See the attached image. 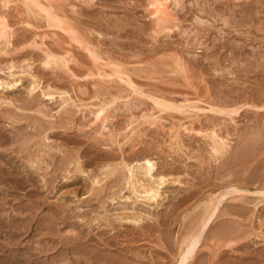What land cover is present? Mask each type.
Returning a JSON list of instances; mask_svg holds the SVG:
<instances>
[{
  "label": "rangeland",
  "instance_id": "1",
  "mask_svg": "<svg viewBox=\"0 0 264 264\" xmlns=\"http://www.w3.org/2000/svg\"><path fill=\"white\" fill-rule=\"evenodd\" d=\"M1 1L0 16L6 17L16 36L11 37V45L0 41V80L19 81L0 84V264H17L16 258L28 261L27 256H32L29 264H176L179 243L189 226L204 215L211 199L219 206L217 218L199 230V238L204 239L193 252L195 261L186 264H235L237 260L263 264L264 195L235 194L234 190H264V0H168L173 17H163L167 28L163 21L162 27L156 24L148 0H57L54 6L65 19H48L38 9L28 8L25 0ZM64 27L79 36L86 48L99 52L100 63L120 64L135 86H126V76L123 82L116 76H98L91 49L71 40ZM48 47L55 53L69 50L75 55L70 67L76 76L65 68L44 65L43 50ZM32 73L40 81L34 93L29 92L36 79H31ZM49 91L55 96L47 95ZM190 99L197 109L186 108ZM157 100L178 107L157 109ZM102 103L111 107L107 106L105 122L97 121L94 113ZM236 106H242L237 113L215 111ZM192 128L197 133L215 129L225 140L228 136L230 153L214 161L210 139L203 137L206 132L198 135ZM170 129L177 131L173 134ZM143 153L155 159L154 179L140 169L135 174L140 183L150 181L154 186L153 180L163 175L166 183L159 188L160 201L146 199L139 186L138 193L127 187L125 177L130 174L125 165L134 166L145 157ZM130 219H137L136 224Z\"/></svg>",
  "mask_w": 264,
  "mask_h": 264
},
{
  "label": "bare ground",
  "instance_id": "2",
  "mask_svg": "<svg viewBox=\"0 0 264 264\" xmlns=\"http://www.w3.org/2000/svg\"><path fill=\"white\" fill-rule=\"evenodd\" d=\"M2 1H4V0H2ZM2 1H1V4H2ZM6 1V0H5ZM57 0H25L24 1V3L27 5V7L29 8V7H33V8H36V9H38L41 13H44L45 14V16L44 17H46V18H48V19H54V18H56V17H60V18H62V19H65L66 18V15H64V14H62L59 10H58V8L57 7H55L54 6V4H55V2H56ZM7 2V1H6ZM9 2V1H8ZM148 2H149V6L150 7H152V10L150 11L151 12V14L150 15H152V16H154L153 18H155L156 20L155 21H157L156 22V24L158 23V25H160L161 24V22L162 23H164L165 21H167V20H165V19H167V18H165V17H169V18H171V16H172V14H170L171 12H169V5H168V0H148ZM3 4H5V2H3ZM7 4V3H6ZM177 4H179V3H177ZM5 6V5H4ZM6 7V6H5ZM7 9V8H6ZM9 9V8H8ZM40 13V14H41ZM175 13V12H174ZM165 19H164V18ZM173 17V16H172ZM172 19V18H171ZM176 23V22H175ZM165 24V27H166V25H168V24H166V22L164 23ZM174 24V23H173ZM177 24V23H176ZM175 25V24H174ZM161 27L163 26V25H160ZM167 27H169V26H167ZM166 27V28H167ZM159 29H160V27H158ZM13 28L11 27V25L8 23V21H7V19H6V17H4V16H0V41L1 40H3V41H5V43L7 44V45H11V44H13L12 42H11V37H13L14 35H15V30H12ZM68 34H69V38L71 39V40H73V41H75V42H77L78 44H82L83 45V43H84V45L86 44L82 39H80V37L79 36H77L75 33H69L68 32V28H66V27H64L63 28ZM158 29V30H159ZM162 29V28H161ZM164 29V28H163ZM171 29V28H170ZM165 30V29H164ZM17 31V30H16ZM169 31V30H168ZM158 32V31H157ZM160 32H162V31H160ZM157 35V34H156ZM16 36V35H15ZM15 38V37H14ZM14 40V39H13ZM14 42H15V40H14ZM1 43V42H0ZM16 43H17V41H16ZM35 43V45H37V42L35 41L34 42ZM44 44V43H43ZM1 45H4L3 43L1 44ZM17 45V44H16ZM83 45V48L86 50V49H91L90 47L89 48H86V45L84 46ZM15 46V45H14ZM42 46V45H41ZM12 48V47H11ZM50 47H48V48H46L45 50H43V51H45L44 53H45V62H44V65L45 66H55V67H60V68H65V69H67L69 72H73L72 74L74 75L75 74V76H76V71L74 72L72 69H71V67H70V63L71 62H73V61H75L76 62V60H75V55H73L72 54V52L71 51H69V50H65L64 52H61V53H55L53 50H50L49 49ZM7 48H5L4 50L5 51H8V50H6ZM3 50V51H4ZM10 51V50H9ZM12 51H13V49H12ZM61 51V50H60ZM91 51H92V58H93V60H94V66L96 67V70H97V72L96 73H98L97 75L98 76H100L101 78L103 77L104 78V76H106V78L107 77H113L114 78V76H116L119 80H123L124 81V76H126V80H125V82H127V84L128 85H126V86H129L130 85V87H134L135 86V83L131 80V78H130V76L128 75V73H127V71H124V69L122 68V67H120L121 65L120 64H118V63H115V62H112V61H110V62H103V63H100L101 62V57H100V55H98V53L99 52H97V51H95L94 50V48L93 49H91ZM264 54V53H263ZM243 55V54H242ZM245 56V55H244ZM261 56V55H260ZM177 57V56H176ZM176 57H175V59H176ZM258 58V57H257ZM256 58V59H257ZM254 59V58H253ZM245 61V60H244ZM175 62V61H174ZM259 62V61H258ZM185 63V62H184ZM29 64V63H28ZM28 64L26 65L27 67H29L28 66ZM179 64H180V62H179ZM255 64H257V63H255ZM218 65V64H217ZM106 66H109L110 68H109V71H107L106 69H104V67H106ZM13 67V66H12ZM241 67V66H240ZM239 67V68H240ZM246 67V66H245ZM256 67V66H255ZM15 68V67H14ZM29 68H31V67H29ZM24 69V68H23ZM22 69V70H23ZM187 69H189V68H187ZM187 69H186V71H187ZM257 69V68H256ZM2 70V69H1ZM13 70V69H12ZM18 70V69H17ZM20 70V69H19ZM190 70V69H189ZM237 70V69H236ZM241 70V69H240ZM6 72V71H5ZM8 72H10V67H9V69H8ZM15 72V71H14ZM66 72V71H65ZM188 72V71H187ZM13 73V72H12ZM22 73H24V72H22ZM25 73H26V71H25ZM68 73V72H67ZM96 73H95V76H96ZM7 74V72L5 73V75ZM9 74V73H8ZM16 74V73H15ZM14 74V75H15ZM17 74H18V72H17ZM20 74H21V72H20ZM29 74H31V73H29ZM89 74H91L90 75V77L92 76L93 77V75H94V73H89ZM93 74V75H92ZM4 75V76H5ZM14 75H12V76H14ZM19 75V74H18ZM87 75V74H86ZM222 75V74H221ZM22 76H25L24 74L22 75ZM89 76V75H88ZM94 76V77H95ZM188 76H189V74H188ZM200 76V75H199ZM16 77V76H15ZM14 77V78H15ZM18 77V76H17ZM30 77V76H29ZM32 77L33 78H31V79H34V78H36V76H34L33 75V73H32ZM77 77H78V75H77ZM116 77H115V80H117L116 79ZM201 77V76H200ZM0 78H2V77H0ZM4 78V77H3ZM39 78V77H38ZM76 78V77H75ZM100 78V79H101ZM190 78V77H189ZM18 79V78H17ZM20 79H22V78H20ZM80 79V78H79ZM92 79V78H91ZM96 79V78H95ZM99 79V78H98ZM98 79H96V80H98ZM99 79V80H100ZM185 79H186V77H185ZM200 79V78H199ZM5 80V79H4ZM3 79L2 80H0V84H5V86L7 85V86H10L11 84L12 85H14L15 83H17V81H19V80H14V81H11V82H6V81H4ZM12 80V79H11ZM188 80V79H187ZM190 80V79H189ZM237 80V79H236ZM89 81V80H88ZM105 83H107L108 82V80H107V82H106V80H103ZM109 81H110V79H109ZM122 81V82H123ZM192 81V80H191ZM195 81V80H194ZM202 81V80H201ZM234 81V80H233ZM21 82V81H20ZM40 82V81H39ZM39 82H38V79L36 78L35 80H33L32 82H31V84H30V91L29 92H35L34 90H36V88H40V86H39ZM113 83V81H110V83ZM115 83V82H114ZM18 84V83H17ZM93 85V84H92ZM96 85V84H95ZM103 85V87H104V84H102ZM115 85V84H114ZM199 86V85H198ZM226 86V85H225ZM129 87V88H130ZM1 88V87H0ZM108 88V87H107ZM123 88V87H122ZM121 88V86H120V89H122ZM125 88V87H124ZM123 88V89H124ZM205 88V87H204ZM53 89V88H52ZM128 89V88H127ZM51 90V89H50ZM61 90V89H60ZM96 90H98V89H96ZM137 90V89H136ZM2 91V90H1ZM4 91H5V89H4ZM43 91V90H42ZM47 91V90H46ZM133 91V90H132ZM44 92V91H43ZM100 92V91H99ZM102 92V91H101ZM121 92H123L124 93V91H121ZM134 92V91H133ZM140 92V91H139ZM196 92V91H195ZM205 92H207V91H205ZM31 93H29V94H31ZM66 93V92H65ZM68 93V92H67ZM97 93H98V91H97ZM136 93V91L134 92V94ZM143 93H145V92H143ZM192 93V92H191ZM204 93V92H203ZM202 93V94H203ZM218 93V92H217ZM2 94V93H1ZM42 94H44V93H42ZM47 95H49V96H52L53 95V92H51V91H49L48 93H46ZM63 94V93H62ZM99 94V93H98ZM100 94H102V93H100ZM198 93H196V95H197ZM46 95V96H47ZM57 95V94H56ZM60 95V94H59ZM70 95V94H69ZM141 95V94H140ZM201 95V94H200ZM53 96H55V95H53ZM62 96H65V95H62ZM61 96V97H62ZM129 96H131V95H129ZM220 96V95H219ZM221 96H223V95H221ZM220 96V97H221ZM60 97V96H59ZM60 97V98H61ZM67 97V96H66ZM71 97V96H70ZM197 97V96H196ZM202 97V96H201ZM218 97V96H217ZM257 97V96H256ZM7 98H8V96H7ZM63 98V97H62ZM158 98V97H157ZM187 98V97H186ZM222 98V97H221ZM51 99V98H50ZM52 99H53V97H52ZM73 99V98H72ZM99 99V98H98ZM237 99H238V97H237ZM1 100H3V99H1ZM1 100H0V102H1ZM68 100H69V98L66 100L67 102H68ZM113 101H112V103H115L114 102V99H112ZM163 100V99H162ZM184 100H185V98H184ZM191 100V99H190ZM196 100H197V98H196ZM203 100V99H202ZM212 100V99H211ZM233 100H234V98H233ZM66 101H64V103L66 102ZM74 101V100H73ZM149 101H151L150 100V98H149ZM153 101V100H152ZM192 101V100H191ZM200 101V100H199ZM199 101H197V102H199ZM10 102V101H9ZM63 102V101H62ZM100 102H101V100H100ZM128 102V101H127ZM126 102V103H127ZM153 102H155V101H153ZM187 102H189V103H191V104H187V107L186 108H192V109H197V106L194 104V102H195V100H194V102L192 103V102H190V101H187ZM201 102V101H200ZM199 102V103H200ZM224 102V101H223ZM8 103V102H7ZM13 103V102H12ZM69 103V102H68ZM67 103V104H68ZM106 103H108V102H106ZM100 104V106H99V108H98V110L96 111V112H94L95 113V118L97 119V121L99 120L100 122H103L104 120L105 121H107L108 120V116H106V114H107V106H109L108 104ZM174 103V102H173ZM202 103H204V102H202ZM225 104H226V102H224ZM3 104H5V102H3ZM2 104V105H3ZM77 104V103H76ZM111 104V103H110ZM125 104V103H124ZM177 104V103H176ZM176 104L175 105H172V103L170 104L169 102L167 103V102H164V101H159V100H157L156 101V105H157V109H159V107L160 108H164V109H169V108H171V110H173L172 108H174V109H177V107H175L176 106ZM180 104V103H179ZM181 104H184V103H181ZM197 104V103H196ZM69 106H70V104H68ZM98 105H99V103H98ZM98 105H97V107H98ZM112 105H114V104H112ZM111 105V106H112ZM242 105V104H241ZM244 105V104H243ZM245 105H248V106H250V107H257L258 108V105H255L254 103H252V105L251 104H248V103H246ZM244 105V106H245ZM264 105V104H263ZM65 106H67V105H65ZM64 106V107H65ZM68 106V107H69ZM91 106V105H90ZM126 106V105H125ZM185 106V105H184ZM72 107V106H71ZM78 107H79V105H78ZM95 107V106H94ZM113 107V106H112ZM137 107V106H136ZM212 107V106H211ZM214 107H216V106H213V109H214ZM242 106H236L235 108H231V109H226V110H224L225 108H220V109H216V108H219V107H216L215 108V111H218V112H228V114H231V113H237L238 111H239V109L241 108ZM261 107V106H260ZM263 107V106H262ZM96 108V107H95ZM109 108H111L110 106H109ZM184 108V107H183ZM182 107H181V109H183ZM210 108V107H209ZM153 108L151 107V110H152ZM156 109V110H157ZM185 109V108H184ZM200 109V108H199ZM203 109V108H202ZM205 109V108H204ZM212 108H211V111L213 110ZM242 109V108H241ZM115 110V109H114ZM129 110V109H128ZM161 110V109H160ZM210 110V109H209ZM165 111V110H164ZM177 110H175V112H176ZM208 111V110H207ZM161 112H163V111H161ZM170 112V111H169ZM178 112V111H177ZM182 112V111H181ZM186 112H187V110H186ZM185 112V113H186ZM202 112H203V110H202ZM210 112V111H209ZM213 112H214V110H213ZM92 113H93V111H92ZM94 113H93V115H94ZM153 113V112H152ZM165 113V112H164ZM167 113H168V111H167ZM183 113V112H182ZM185 113H183V114H185ZM194 114H197V113H195V111L193 112ZM198 113H201V112H199V110H198ZM3 114V113H2ZM158 114V113H157ZM186 114H188V113H186ZM185 114V115H186ZM191 114V113H190ZM217 114V113H216ZM223 114V113H222ZM228 114H225V115H227L228 116ZM91 115V114H90ZM108 115V114H107ZM109 115H111V114H109ZM153 115V114H152ZM154 115H156V114H154ZM184 115V116H185ZM189 115V114H188ZM213 115V114H212ZM219 115H220V113H219ZM235 115V114H234ZM264 115V114H263ZM147 116V115H146ZM226 116V117H227ZM111 117V116H110ZM186 117V116H185ZM189 117V116H188ZM187 117V118H188ZM191 117V116H190ZM230 117V116H229ZM107 118V119H106ZM146 118V117H145ZM147 118H150V115H149V117H147ZM154 118V117H153ZM158 118V117H157ZM186 118V119H187ZM193 118V117H192ZM195 119H196V117H194ZM5 119V118H4ZM136 119V118H135ZM134 119V120H135ZM143 119H144V117H143ZM151 119H152V117H151ZM159 119H160V117H159ZM132 120H133V117H132ZM183 120V119H182ZM232 120V119H231ZM238 120V119H237ZM104 121V122H105ZM153 121V120H152ZM177 121V120H176ZM179 121V120H178ZM177 121V122H178ZM197 121V120H196ZM206 121V120H205ZM224 121V120H223ZM234 121V120H233ZM151 122V121H150ZM192 123V122H191ZM236 123V122H235ZM104 124V123H103ZM155 124V123H154ZM175 124H176V122H175ZM186 124V123H185ZM189 124V123H188ZM237 124V123H236ZM261 124V123H260ZM102 125V124H101ZM134 125V124H133ZM201 125V124H200ZM104 125H102V127H103ZM112 126V125H111ZM138 126H139V124H138ZM181 126V125H180ZM182 126H183V124H182ZM219 126H221V125H219ZM218 126V127H219ZM137 127V126H136ZM140 127V126H139ZM201 128H202V126H200ZM264 127V126H263ZM107 129L106 127H103V129ZM163 128V127H162ZM187 128V127H186ZM204 128V127H203ZM211 128V127H210ZM214 128V127H213ZM251 128V127H250ZM249 128V129H250ZM182 129H185V128H183L182 127ZM206 129V128H205ZM217 129V128H216ZM45 130V129H44ZM43 130V131H44ZM127 130H128V127H127ZM126 130V131H127ZM163 130V129H162ZM171 130V129H170ZM189 130H191L190 129V126H189ZM192 130H195L196 131V133H197V130L196 129H193L192 128ZM204 130V129H203ZM243 130H244V128H243ZM245 130H246V128H245ZM104 131V130H103ZM117 131V130H116ZM165 130H163L162 132H164ZM177 131V130H176ZM175 131V132H176ZM187 131V130H186ZM205 131V130H204ZM204 131H201V130H199L198 131V133H200V132H202V133H204ZM171 132L173 133V131L171 130ZM174 132V133H175ZM192 132V131H191ZM206 132V131H205ZM220 132H222V131H220ZM251 132L253 133V131L251 130ZM103 133V132H102ZM111 134L113 133V132H110ZM171 133V134H172ZM173 133V134H174ZM197 133V134H198ZM207 133V132H206ZM204 134V138H206V137H208L209 139H210V147H211V151H212V159L214 160V161H218L219 159L221 160V158L224 156V155H227L226 153H230V152H227L228 150H226V146L228 145L227 144V138H228V136H227V138H226V140H225V138L224 137H222L219 133H218V131L217 130H215V129H210V131L207 133V134ZM226 132H224V135H226L225 134ZM232 133V132H231ZM251 133V134H252ZM264 133V132H263ZM141 134V133H140ZM143 134V133H142ZM169 134H170V132H169ZM179 134V133H178ZM188 134V133H187ZM186 134V135H187ZM189 134H190V132H189ZM249 134V133H248ZM120 135V133L119 134H117L116 136H119ZM179 135H182V134H179ZM198 135H200V134H198ZM228 135V134H227ZM240 135V134H239ZM241 135H242V133H241ZM263 134H261V136H262ZM39 136V135H38ZM38 136H37V138H38ZM111 136V135H110ZM188 136V135H187ZM230 136V135H229ZM249 136V135H248ZM40 137V136H39ZM114 137V136H113ZM170 137V136H169ZM175 137H176V135H175ZM36 137H34V140H36L35 139ZM173 138V140H174V137H172ZM177 138V137H176ZM179 139H180V136L178 137ZM177 138V139H178ZM204 138H202V139H204ZM207 138V139H208ZM39 139V138H38ZM41 139V138H40ZM126 139V138H125ZM208 139V140H209ZM260 139V138H259ZM3 140V139H2ZM32 140H33V138H32ZM31 140V141H32ZM42 140H43V138H42ZM41 140V141H42ZM117 140V139H116ZM140 140V139H139ZM181 140V139H180ZM113 141V140H112ZM229 141V140H228ZM256 141V140H255ZM176 142V141H175ZM252 142H254V140L252 141ZM36 143H37V141H36ZM39 143V142H38ZM41 143V142H40ZM122 144H123V142H121ZM174 143V142H173ZM248 143H250V142H247V144ZM255 143V142H254ZM261 143V142H260ZM30 144V143H29ZM170 144V143H169ZM176 144V143H175ZM174 144V145H175ZM202 144V143H201ZM256 144V143H255ZM257 144H259V142L257 143ZM37 145V144H36ZM119 145H121V144H119ZM123 145H125V144H123ZM123 145L121 146L122 147V149H123ZM181 145V144H180ZM43 146H44V144H43ZM171 146V145H170ZM182 146V145H181ZM207 146H209V144L207 145ZM231 146V145H230ZM233 146V145H232ZM246 146V145H245ZM244 146V147H245ZM259 146V145H258ZM263 145H261L260 147H262ZM34 148H35V146H33ZM38 147H39V145H38ZM41 147V146H40ZM48 146H46V148H47ZM119 147V146H118ZM172 147V146H171ZM174 147V146H173ZM177 147H178V145H177ZM185 147V146H184ZM228 148H229V145H228ZM233 148V147H232ZM232 148H230V149H232ZM246 148V147H245ZM244 148V149H245ZM248 148V147H247ZM48 149V148H47ZM180 149V148H179ZM242 149V148H241ZM34 150V149H33ZM39 150V149H38ZM132 150V149H131ZM243 150V149H242ZM241 150V152H243ZM250 150V149H249ZM36 151V150H35ZM123 151V150H122ZM208 151H210V150H208ZM247 151V150H246ZM38 152V151H37ZM40 152V151H39ZM45 152V151H44ZM43 152V153H44ZM235 152V151H234ZM234 152H232L233 154H234ZM245 153V152H244ZM247 153V152H246ZM38 154V153H37ZM150 154V153H149ZM239 154H240V152H239ZM239 154H238V152H237V154L236 155H238L239 156ZM49 155V153L47 154V156ZM142 155H146L145 153H143ZM142 155H141V157H142ZM150 155H152V154H150ZM198 155V154H197ZM211 155V154H210ZM242 155V154H241ZM252 155V154H251ZM263 155V154H262ZM140 156V155H139ZM230 156H231V154H230ZM230 156H229V160L227 159L228 157H225L228 161H230ZM244 156H246V154L245 155H243V157ZM41 157V156H40ZM50 157V156H49ZM121 157V156H120ZM128 157V156H127ZM126 157V158H127ZM242 157V158H243ZM247 157V156H246ZM122 158V157H121ZM120 158V159H121ZM125 158V157H124ZM130 158V157H129ZM133 158H134V156H133ZM154 158V157H153ZM153 158H151V157H148V156H145V157H143L141 160H138V158H137V160L138 161H136L137 162V164H135L134 166H133V163H132V166H131V164H126L125 165V168L127 167L128 168V171H129V176H127V177H125V178H128V180H127V187H128V184H129V186H131V187H133V190L136 192V193H138V189H137V187L139 186V187H141L142 188V194H146L145 195V197H147L146 199H148L149 201L150 200H155L159 195H160V192H159V188H160V186H162V184L164 185V183H166L165 182V179H164V177H163V175L160 177L159 176V178H158V180L156 181V180H153L154 178H153V171H155L154 169H155V159L153 160ZM233 158V157H232ZM238 158H240V157H238ZM119 159V160H120ZM123 159V158H122ZM121 159V160H122ZM135 159V158H134ZM223 160H224V158H222ZM234 159H237V158H235L234 157ZM37 160V159H36ZM44 160V159H43ZM133 160V159H132ZM136 160V159H135ZM241 160V159H240ZM240 160H237V161H240ZM40 161V160H39ZM123 162L122 163H124V160H122ZM129 161V160H128ZM131 161V160H130ZM222 161V160H221ZM227 161V162H228ZM42 162V161H41ZM40 162V163H41ZM46 162H47V160H46ZM49 162V161H48ZM213 162V161H212ZM234 162H236V161H234ZM31 163H32V161H31ZM33 163H35V161L33 162ZM32 163V164H33ZM37 163V162H36ZM129 163V162H128ZM222 162H220V165H225V164H221ZM233 163V162H232ZM231 163V164H232ZM42 164V163H41ZM50 164V163H49ZM78 164V163H77ZM79 164H80V162H79ZM119 164V163H118ZM125 164V163H124ZM217 164V163H216ZM109 165V164H108ZM112 165V163L109 165V166H111ZM116 165V164H115ZM123 165V164H122ZM233 165V164H232ZM80 166V165H79ZM106 166V168L107 167H109V166H107V165H105ZM218 166H219V163H218ZM228 166V165H227ZM231 166V165H230ZM35 167V166H34ZM47 167V166H46ZM49 167V166H48ZM63 167V166H62ZM117 167V166H116ZM122 168H123V166H121ZM120 167V168H121ZM220 167V166H219ZM222 167V166H221ZM226 167V166H225ZM225 167H223V168H225ZM39 168V167H38ZM110 168V167H109ZM109 168H107V170L109 171L110 169ZM111 168H113V166H111ZM157 168V167H156ZM223 168H220L221 170L223 169ZM239 168V167H238ZM142 170V173L144 174V176L146 175V177L147 176H149V179L150 178H153V179H151V180H153V183L154 184H156L157 186H154V185H152V182H150L149 181V184L147 185H145V184H142V183H140V181L137 179V176H136V170ZM171 169V168H170ZM227 169V168H226ZM244 169V168H243ZM259 169H261V167L259 168ZM115 170H117V169H115ZM121 170H123V169H121ZM218 170V169H217ZM221 170H219V171H221ZM238 170V169H237ZM236 170V171H237ZM262 170V169H261ZM113 171H114V168H113ZM120 171V170H119ZM119 171H118V173H119ZM101 172V171H100ZM126 172V171H125ZM156 172V171H155ZM154 172V173H155ZM163 172H164V170H163ZM230 172V171H229ZM235 172V171H234ZM238 172H240V171H237V173ZM103 173V172H102ZM120 173H122V172H120ZM160 173H161V170H160ZM165 173V172H164ZM217 173V172H216ZM215 173V174H216ZM220 173V172H219ZM256 173V172H255ZM124 174V173H123ZM156 174V173H155ZM158 174V173H157ZM166 174H168V173H166ZM225 174H227V173H225ZM259 174H261V173H259ZM262 174H263V172H262ZM103 175V174H102ZM111 175H115L114 173L113 174H111ZM117 175V174H116ZM127 175V174H126ZM165 175V174H164ZM220 175V174H219ZM234 176H236V173L235 174H233ZM125 176V175H124ZM155 176V175H154ZM261 176V175H260ZM96 177V176H95ZM122 177V176H121ZM121 177H119V178H121ZM168 177V176H167ZM172 177V176H171ZM230 177V176H229ZM254 177H255V175H254ZM256 177H259V176H256ZM97 178V177H96ZM95 178V179H96ZM107 178H110L111 179V177H107ZM155 178H156V176H155ZM174 178V177H173ZM225 178V177H224ZM227 178H228V176H227ZM102 179V178H101ZM226 179V178H225ZM257 179V178H256ZM262 179V178H261ZM103 180V179H102ZM101 180V181H102ZM125 180V179H124ZM175 180V183H176V179H174ZM173 180V181H174ZM215 180H217V179H215ZM258 180V179H257ZM167 181V180H166ZM168 181H170V180H168ZM238 181V180H237ZM95 182H99V180L98 181H95ZM103 182V181H102ZM119 184H120V182L119 181H117ZM124 182V181H123ZM239 182V181H238ZM101 182H99V184H100ZM114 183V182H113ZM121 183H122V181H121ZM146 183V182H145ZM256 183H258V181L256 182ZM255 183V181H254V184H256ZM234 184V183H233ZM239 184V183H238ZM251 184V183H250ZM94 185V184H93ZM97 185V184H96ZM111 185V184H110ZM113 185V184H112ZM118 185V184H117ZM166 185V184H165ZM240 185V184H239ZM106 186V185H105ZM124 186V188H125V184L123 185ZM246 186V185H245ZM255 186H257V185H255ZM255 186H253V187H255ZM95 187V186H94ZM101 188V187H100ZM103 188V187H102ZM122 188V187H121ZM208 188V187H207ZM225 188V187H224ZM224 188H223V190H224ZM227 188V187H226ZM229 188V187H228ZM237 188V187H236ZM235 188V190L234 191H236V193L235 194H237V191L239 192H244V193H246V194H261V195H264V190H258V191H251V190H247V189H236ZM239 188V187H238ZM242 188V187H241ZM127 189V188H126ZM162 189V188H161ZM107 190V189H106ZM165 190V189H164ZM204 190V189H203ZM254 190V189H253ZM100 191V190H99ZM102 191V190H101ZM225 191H226V189H225ZM234 191H233V193H234ZM90 192H91V190H90ZM108 192V191H107ZM140 192V191H139ZM144 192V193H143ZM206 192V191H205ZM117 193V192H116ZM162 193V192H161ZM164 193V192H163ZM211 193V192H210ZM216 193V192H215ZM230 193V192H229ZM228 193V194H229ZM100 194V193H99ZM129 194V193H128ZM135 193H133V195H134ZM212 194V193H211ZM220 194H221V192H220ZM222 194H224L223 192H222ZM226 194V193H225ZM106 195V194H105ZM140 195H141V193H140ZM216 195H218V194H216ZM233 195V194H232ZM136 196H138V195H136ZM135 196V197H136ZM212 196V195H211ZM215 196V195H214ZM224 195H222V197H223ZM106 197V196H105ZM121 197V196H120ZM162 197V196H161ZM196 197V196H195ZM199 197V196H198ZM207 197V196H206ZM124 196L122 197V199L124 200ZM126 198H127V196H126ZM126 198H125V200H126ZM137 198V197H136ZM212 198H214L213 196H212ZM219 198V197H218ZM231 198V197H230ZM234 198V197H233ZM114 199H115V197H114ZM128 199V198H127ZM130 199V198H129ZM139 199V198H138ZM144 199V198H143ZM158 199V198H157ZM200 199V197L197 199L196 198V200L198 201ZM210 199H211V197H210ZM217 199V198H216ZM235 199V198H234ZM136 200V199H135ZM159 200V199H158ZM163 200V199H162ZM194 200V199H193ZM102 201V200H101ZM139 201H141V200H139ZM160 201V200H159ZM163 202V201H162ZM200 202V201H199ZM198 202V203H199ZM263 202V201H262ZM140 203H142V202H140ZM147 203V202H146ZM145 203V204H146ZM151 203V202H150ZM194 203V202H193ZM204 203V202H203ZM217 203V202H216ZM215 202H214V200L213 199H211L210 201H209V204L206 206V211H205V213H204V215L201 217V218H199V219H197L194 223H192L193 225H191V226H189V229H188V231H187V233H186V235L183 237V239L181 240V242L179 243V250H178V261H177V263L176 264H186L187 262H188V260H192L193 259V257H195L193 254V252L195 251V249L197 248V245L199 244V242H201L200 241V239L201 238H203V237H201V238H199L200 237V234L198 233L199 232V230L201 229V228H206L207 229V225L210 223V221L213 219V218H217L216 216L214 217V215L217 213V212H219V206H218V204H216ZM221 203H223V200H222V202ZM256 203V202H255ZM144 204V203H143ZM144 204V205H145ZM152 205H153V203H151ZM158 204V203H157ZM257 204V203H256ZM149 205V204H148ZM160 205V204H159ZM163 205V204H162ZM199 205V204H198ZM220 205V204H219ZM257 205H259V203L257 204ZM257 205H254L255 206V209H257L256 207H257ZM135 206V205H134ZM142 206V205H141ZM151 206V205H150ZM262 206V205H261ZM193 207V206H192ZM199 207V206H198ZM197 207V208H198ZM231 207V206H230ZM229 207V208H230ZM233 208L235 207V206H232ZM260 207V206H259ZM237 208H239V206L237 207ZM195 209V208H194ZM220 209H221V207H220ZM180 210V209H179ZM182 210V209H181ZM242 210V209H241ZM246 209L244 208V211H245ZM124 211H126V210H124ZM130 211H131V209H130ZM133 211H134V209H133ZM186 211V210H185ZM184 211V212H185ZM189 211V210H188ZM243 211V210H242ZM85 214V213H84ZM144 214V213H143ZM145 214H147V213H145ZM183 214V213H182ZM191 214V213H190ZM148 215V214H147ZM179 215V214H178ZM189 215V214H188ZM187 215V216H188ZM197 215V214H196ZM195 215V216H196ZM122 216V215H121ZM140 216V215H139ZM97 217V216H96ZM95 217V218H96ZM134 217V216H133ZM136 217V216H135ZM150 217V216H149ZM194 217V216H193ZM94 218V219H95ZM126 218V217H125ZM186 218V217H185ZM189 218V217H188ZM93 219V220H94ZM129 219V218H128ZM139 219H142V218H140L139 217ZM138 219V220H139ZM134 220V221H133ZM132 221L133 222H135L136 220L135 219H133ZM143 220V219H142ZM185 220H187V219H185ZM213 220H215V219H213ZM225 220V219H224ZM223 220V221H224ZM119 221V220H118ZM123 221H125V220H123ZM122 221V222H123ZM130 221H131V219H130ZM128 222V223H131V222ZM231 221V220H230ZM0 222H2L1 220H0ZM120 222V221H119ZM132 222V223H133ZM213 222V221H212ZM131 223V224H132ZM138 223V222H137ZM142 223V222H141ZM30 224V223H29ZM134 224V223H133ZM135 224H136V222H135ZM224 224H225V222H224ZM223 224V225H224ZM229 224H230V222H229ZM2 225V224H1ZM25 226V225H24ZM16 227V226H15ZM217 227V226H216ZM227 227V229H228V225L226 226ZM231 227V226H230ZM24 228V227H23ZM206 229H205V231H206ZM203 230V229H202ZM201 230V231H202ZM215 230V229H214ZM219 230H222L223 231V228L222 227H220V229H218V231ZM25 231V230H24ZM138 231V230H137ZM216 231H217V229H216ZM224 231H226V230H224ZM229 231H230V229H229ZM139 233H140V231H138ZM202 232H204V231H202ZM220 232V231H219ZM237 232V231H236ZM162 233V232H161ZM198 233V234H197ZM210 233V232H209ZM232 233V232H231ZM234 234H235V232H233ZM239 233V232H238ZM216 234V233H215ZM221 234H223V233H221ZM226 234H227V232H226ZM142 235V234H141ZM214 235V234H213ZM212 235V236H213ZM227 235H229V234H227ZM230 235H232V234H230ZM217 235H215V237H216ZM235 236V235H234ZM262 236V235H261ZM231 237H233V236H231ZM166 238H167V240H168V236H166ZM217 238H220L221 239V235H220V237L218 236ZM236 238V237H235ZM234 238V239H235ZM241 238L243 239V236H241ZM110 239V238H109ZM115 239V238H114ZM204 239V238H203ZM226 239V238H225ZM238 239H239V237H238ZM111 240H113V239H111ZM135 240V239H134ZM217 240H219V239H217ZM227 241H229L228 239H226ZM235 240H237V238L235 239ZM17 241V240H16ZM63 241V240H62ZM61 241V242H62ZM109 241V240H108ZM108 241H106V242H108ZM169 241V240H168ZM175 241H176V239H175ZM203 241V240H202ZM225 241V240H224ZM226 241V242H227ZM231 241H233V240H231ZM241 242V241H240ZM18 243V242H17ZM105 243V242H104ZM110 243V242H109ZM170 243H172V242H170ZM202 243V242H201ZM219 243V242H218ZM229 243V242H228ZM8 244V243H7ZM10 244V243H9ZM14 244V243H13ZM13 244H12V246H13ZM18 244H20V243H18ZM75 244H76V242H75ZM108 244V243H107ZM106 244V246H108ZM173 244V243H172ZM178 244V243H177ZM176 244V245H177ZM231 244V243H230ZM14 245H16V244H14ZM81 243H80V247H81ZM124 245V244H123ZM176 245H174V246H176ZM75 248H76V246H78V245H73ZM84 246V245H83ZM88 246V245H87ZM87 246H84V247H87ZM102 246V245H101ZM173 246V247H174ZM15 247V246H14ZM48 247V246H47ZM69 247V246H68ZM79 247V246H78ZM84 247H83V249H84ZM121 247H123V246H121ZM172 247V248H173ZM12 248V247H11ZM49 248V247H48ZM99 248V247H98ZM106 248V247H105ZM108 248V247H107ZM110 248V247H109ZM116 248V247H115ZM118 248V247H117ZM124 248V247H123ZM223 248V247H222ZM227 248V247H226ZM2 249H4L3 247H2ZM23 249V248H22ZM82 248H80V250H81ZM87 249V248H86ZM89 249H91V248H89ZM103 249V248H102ZM175 249V248H174ZM200 249V248H199ZM13 250V249H12ZM80 250H78L79 252L78 253H80ZM88 250V249H87ZM86 250V251H87ZM92 250V249H91ZM93 250H94V248H93ZM93 250H92V252H93ZM124 250V249H123ZM213 250V249H212ZM219 250V249H218ZM14 251V250H13ZM41 251V250H40ZM63 251V250H62ZM66 251V250H65ZM74 251V250H73ZM85 251V249L83 250V252ZM90 251V250H89ZM88 251V252H89ZM97 251V250H96ZM110 251V250H109ZM109 251H108V253H109ZM113 251V250H112ZM116 251V250H115ZM118 251V250H117ZM119 251H120V248H119ZM175 251H176V249H175ZM197 251V250H196ZM220 251V250H219ZM2 252V251H1ZM4 252V251H3ZM95 252V251H94ZM106 252V251H105ZM111 252V251H110ZM121 252V251H120ZM123 252V251H122ZM224 252L225 251H223L222 253L224 254ZM41 253V252H40ZM65 253V252H64ZM63 253V254H64ZM77 253V254H78ZM85 253V252H84ZM101 253H103V252H101ZM101 253H100V255H101ZM125 253V252H124ZM175 253V252H174ZM13 255H19V253L18 254H15V253H12ZM34 254V253H33ZM62 254V253H61ZM76 254V252L74 253V255ZM110 254H112V253H110ZM109 254V255H110ZM117 254V253H116ZM201 254V253H200ZM210 254V253H209ZM22 255V254H21ZM21 255H19V257L21 256ZM65 255V254H64ZM95 255V254H94ZM96 255H99V254H96ZM99 255V256H100ZM104 255H106V254H104ZM109 255H108V257H109ZM115 254H113V256H114ZM120 254H118V256H119ZM219 255V254H218ZM11 256V255H10ZM66 256V255H65ZM64 256V258H66ZM87 256V255H86ZM117 256V255H116ZM201 256V255H200ZM213 256V255H212ZM1 257V256H0ZM15 257V256H14ZM13 257V258H14ZM23 257V256H22ZM32 257V256H31ZM31 257H28L27 256V259L28 258H30L31 259ZM34 257V256H33ZM35 257H37V256H35ZM34 257V258H35ZM70 257V256H69ZM76 257H78V256H76ZM96 257V256H95ZM94 257V259H96ZM104 257V256H103ZM217 257V256H216ZM219 257V256H218ZM228 257V256H227ZM12 258V259H13ZM63 258V257H62ZM71 258V257H70ZM79 258V257H78ZM83 258V257H82ZM92 258H93V256H92ZM105 258H107V257H105ZM105 258H101V261L103 260V259H105ZM112 258V257H111ZM114 258V257H113ZM141 258V257H140ZM143 258V257H142ZM176 258V257H175ZM201 259H202V257H200ZM207 258V257H206ZM208 258H209V256H208ZM210 258H211V255H210ZM213 258V257H212ZM30 259L28 260V261H26V259L25 260H23V259H18V258H16V259H14L15 261L14 262H16L17 264H29V261H30ZM40 259H41V257H40ZM69 259V258H68ZM72 259H74V258H72ZM81 259V258H80ZM100 259V258H99ZM116 259V258H115ZM120 259V258H119ZM136 259V258H135ZM152 259V258H151ZM200 259V260H201ZM203 259H205L204 257H203ZM215 259V258H214ZM229 259H230V257H229ZM232 259V258H231ZM230 259V261H232ZM234 259V258H233ZM239 259V258H238ZM32 260V259H31ZM69 260H71V259H69ZM77 260V259H76ZM194 260V259H193ZM199 260V261H200ZM220 260V259H219ZM240 260V259H239ZM264 260V259H263ZM13 261V260H12ZM36 261H37V259H36ZM41 261V260H40ZM42 261H44V260H42ZM41 261V262H42ZM78 262H79V260H77ZM81 261V260H80ZM109 261H111L112 262V260L110 259V260H108V262ZM113 261H114V259H113ZM117 261V260H116ZM121 261V260H120ZM123 261V260H122ZM195 261V260H194ZM238 261V260H237ZM236 261V262H237ZM250 261V260H249ZM257 261V260H256ZM255 261V262H256ZM30 262H32V261H30ZM68 262V261H67ZM74 262H76L75 260H74ZM83 262V261H82ZM81 262V263H82ZM98 262H100V261H98ZM104 262V261H103ZM110 262V263H111ZM126 262V261H125ZM200 262H202L203 263V260L202 261H200ZM220 262H221V260H220ZM227 262V261H226ZM229 262V261H228ZM233 262L234 261H232V264H233ZM235 262V264H237ZM40 263V262H39ZM45 262H43V264H44ZM48 263V262H47ZM116 263V262H115ZM123 263H124V261H123ZM194 263H196V262H194ZM199 263V262H198ZM210 263H211V261H210ZM219 263V262H218ZM231 263V262H230ZM247 263H248V261H247ZM261 263V262H260ZM262 263H263V261H262ZM7 264H8V262H7ZM34 264V263H33ZM38 264V263H37ZM41 264V263H40ZM48 264H50V262L48 263ZM52 264H53V262H52ZM72 264H74V263H72ZM78 264H80V263H78ZM85 264V263H84ZM87 264V263H86ZM121 264V263H120ZM197 264V263H196ZM222 264H223V262H222ZM226 264V263H225ZM239 264V263H238ZM242 264H244V263H242ZM264 264V263H263Z\"/></svg>",
  "mask_w": 264,
  "mask_h": 264
}]
</instances>
